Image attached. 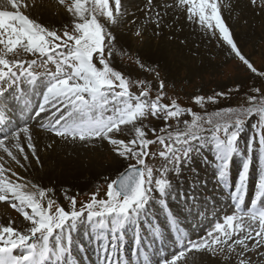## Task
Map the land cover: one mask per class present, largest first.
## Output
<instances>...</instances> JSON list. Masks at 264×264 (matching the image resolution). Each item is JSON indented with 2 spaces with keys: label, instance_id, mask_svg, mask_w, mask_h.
Here are the masks:
<instances>
[{
  "label": "rangeland",
  "instance_id": "rangeland-1",
  "mask_svg": "<svg viewBox=\"0 0 264 264\" xmlns=\"http://www.w3.org/2000/svg\"><path fill=\"white\" fill-rule=\"evenodd\" d=\"M140 3L135 11L127 8L130 0H4L0 120L17 106L37 110L36 100L49 102L55 94L46 116L55 128L76 114L59 132L81 126L75 135L86 139L83 162L124 164L76 193L54 192L34 186L0 155V184L7 189L0 188V211L9 218L0 224V256H24L30 245L42 252L34 243L47 240L53 251L57 244L64 249V235L77 264H101L106 251L94 227L109 219L135 247L127 264H148L152 254L160 264H177L174 254L182 248L189 257L179 264H199V256L213 264H264V123L251 110L264 105V0ZM46 10L69 19L44 20ZM232 111L241 124L229 121ZM213 115L228 127L189 133L195 119ZM133 167L144 172L139 200L115 190ZM172 180L186 184L185 193L172 195L186 204L177 210L167 195ZM85 221L91 224L79 238L74 225Z\"/></svg>",
  "mask_w": 264,
  "mask_h": 264
},
{
  "label": "bare ground",
  "instance_id": "bare-ground-1",
  "mask_svg": "<svg viewBox=\"0 0 264 264\" xmlns=\"http://www.w3.org/2000/svg\"><path fill=\"white\" fill-rule=\"evenodd\" d=\"M3 2H4V0H0V9L3 7ZM136 2L139 4L140 0H130V5H128V4H127L128 6L126 5L127 8L130 6H133L134 3H136ZM140 4H144V2H141ZM136 8L133 6L132 9L136 11ZM55 12L50 11V13H49L47 10L43 11L42 15L45 16V17H43V18H45L44 20H50V18L52 17L53 21H55V22H57V21L66 22L69 19V16L67 14H65L64 12L57 10V13L59 16H56ZM161 12L162 11H158L157 13L160 14ZM34 14L37 15L36 11H34ZM40 18H42V17L37 18L38 21H40ZM124 39L125 38H122L121 40H124ZM154 47H156V45ZM152 50H154V49H152ZM32 86H35V85H32ZM39 89L41 90L43 88H39ZM34 92L37 93L38 91L35 89ZM42 95H43V93H42ZM47 97L50 100L49 102H46V100H43L41 102L42 99L36 100V102H37L36 107H38L37 110L33 109L34 108L33 105H28V106L26 105L25 107H18V106L15 107L14 112H13L14 118L12 119L11 122L8 123V126L6 127L5 131L0 134V155L2 157H5V159H6V157H10L9 162L15 163L17 165L16 169H17L18 173H20L24 177H26L30 182H32V184L34 186H36L40 190L51 189V191L53 190L54 192H56V190H57L58 192L70 191L72 193H76L78 190H82V189L88 187L89 185H92L95 182H99V179L102 178V176H104V175L108 176L110 174H115L122 169V165L124 164V162L121 159H116V160L110 162V164H108V166H106V164L105 165L104 164L94 165V164L89 163V162H83V158H82L81 154L84 152V149L87 150L86 144L84 143V141L86 139L84 138V141L82 142V140L77 139L76 138L77 135H75V132L79 131L81 129V126H80L81 124H79L80 128L77 126L76 128H74V130H72V132H69V131L59 132L60 129L61 130L62 129L67 130L65 128V126L63 125L64 120L69 121L70 118L72 119V117L76 116V114L74 116L73 115L66 116L65 119H63V121L61 122V124H59L57 127L53 128L52 125H50V124H52L51 121L53 120V117L48 116V115L46 116V114H47L49 105H52V102L55 103L57 101V97L55 96V94H49ZM34 101H35V99H34ZM53 105H55V104H53ZM38 110H39V113L37 114V118L35 119V118H33V113H34V111H38ZM48 114H49V112H48ZM65 115H63L62 117H64ZM44 116L47 119L44 122L40 123L39 120H37V119H39L40 117H44ZM76 119H78V118H76ZM85 119H86V117H85ZM44 123L49 124V126L44 124ZM71 125H73V124H71ZM44 128H46V129H44ZM58 132L60 133V135H58ZM55 136L57 138L58 137L63 138L62 140H66V141L59 142ZM80 143H82V144H80ZM85 159L88 160L86 157H85ZM221 160H222V156L218 157L216 159V161L218 162L217 164H220ZM102 163H103V161H102ZM256 165L258 167V164H256ZM259 170H260V168H259ZM204 171L206 172V174H208L207 168L204 169ZM181 182L179 184L177 180L176 181L172 180L168 183V186H167L168 187V193H167L168 199H169V202H172L170 205H172V206L174 205L175 206L174 209H176V210L181 207L180 203H182L184 206H186V204L184 202H181L178 200L173 201V199H172V195H174L175 193H176V196H177V194L181 195V194L185 193V192H183L184 188H182V187H184L186 184H184V186H183V183H181ZM188 182L189 181H186V183H188ZM0 183H3V182L0 181ZM2 187L3 186L0 184L1 189H2ZM186 188H188V186ZM3 190H7V189L5 188V189H2V191ZM186 194H187V191H186ZM186 194H184V195H186ZM161 197H162V195H161ZM189 197H191V196L189 195ZM155 198H151L150 205H149L148 209L152 205H154V206L157 205V203H156L157 197H155ZM178 198L179 197H177L176 199H178ZM177 201H178V203H177ZM158 204H160V203H158ZM8 211L10 212V214H12V212L10 210H8ZM23 211H24V209H23ZM160 213H158V214L160 215ZM208 213H209V211H208ZM7 215L8 214L6 211H0V224H2V223L8 224L9 223V218L7 217ZM169 215H171V214H169ZM142 216L143 215H141V217ZM160 217H161V215H160ZM129 218L131 219V217H129ZM139 220H140V222H144V219H139ZM120 221L121 220H119V223H120ZM153 222H155V221L153 220ZM82 224L83 225L79 224L78 226L74 225V228H76V230L74 229L73 232H78L77 235L79 236V238H80V236H83L84 229L88 230V228H86V227H88L91 224V221H85L86 225L84 223H82ZM21 225H22L21 221L16 222V226L18 228H20ZM161 225H162V223H161ZM11 234H12V232H11ZM100 235H102V229H99L96 232L95 236L99 237L101 240L102 238ZM111 235H112L111 233L108 234V237H111ZM73 236H74L73 234H70V237H73ZM118 236L115 237L118 241L116 244L110 243L108 245V247L105 246L106 252L108 254L113 253L112 261H111L112 263L116 259L117 260L121 259V257L123 255H125L126 257L128 255V258H134V255L132 253H129L130 248H131V240L128 238V240H125L124 245H123L122 240L119 239ZM61 239H62V235L60 234L58 236V240H61ZM158 251H160V250H158ZM62 255L65 256V262H66V264H68L70 261L68 254L66 252H64V254H62ZM174 255H175L176 259L175 260L173 259V261H175V262L177 261L178 262L177 264L182 263L183 260H188V258H186V257H189L188 253L186 254V248H182L181 250H178L177 252H175ZM146 256H147V254H146ZM199 258L202 260V262L199 264H213V263L209 262V260L205 259V257L199 256ZM145 260H146V258H145ZM156 260H158V261L156 262ZM141 262L143 263V261H141ZM147 262H148V264H160V261H159L156 254H152L151 256L149 255ZM103 263L108 264V260L103 262ZM120 264H122V263H120Z\"/></svg>",
  "mask_w": 264,
  "mask_h": 264
},
{
  "label": "water",
  "instance_id": "water-1",
  "mask_svg": "<svg viewBox=\"0 0 264 264\" xmlns=\"http://www.w3.org/2000/svg\"><path fill=\"white\" fill-rule=\"evenodd\" d=\"M143 176L141 168L136 167L126 171L117 181V191L129 198H137L142 191Z\"/></svg>",
  "mask_w": 264,
  "mask_h": 264
},
{
  "label": "trees",
  "instance_id": "trees-1",
  "mask_svg": "<svg viewBox=\"0 0 264 264\" xmlns=\"http://www.w3.org/2000/svg\"><path fill=\"white\" fill-rule=\"evenodd\" d=\"M262 106L264 105H260L258 106L256 109H251V110H257L255 113L257 114L259 120L261 121L264 117V110H261ZM264 109V108H262ZM220 114V113H218ZM218 114H215V115H218ZM232 114V115H231ZM215 115L209 117V118H206L207 116H203L202 118L200 119H195V121L192 122L191 124V127L190 128H196L197 127H200V126H206V125H211V126H216V125H223V121H219V118H216L214 117ZM230 119L229 121L230 122H233L235 121L234 118L236 117V113H234V111L230 112ZM209 116V115H208ZM194 124H197V125H194Z\"/></svg>",
  "mask_w": 264,
  "mask_h": 264
}]
</instances>
